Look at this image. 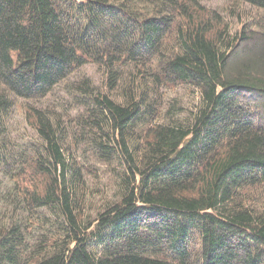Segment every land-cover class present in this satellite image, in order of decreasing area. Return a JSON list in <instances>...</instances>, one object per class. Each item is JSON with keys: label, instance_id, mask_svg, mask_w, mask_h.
Instances as JSON below:
<instances>
[{"label": "trees", "instance_id": "1", "mask_svg": "<svg viewBox=\"0 0 264 264\" xmlns=\"http://www.w3.org/2000/svg\"><path fill=\"white\" fill-rule=\"evenodd\" d=\"M202 1L0 0V134L12 97L104 70L67 125L27 108L41 145L16 161L34 174L21 209L62 232L20 218L0 264H264V0H236L254 10L235 35ZM185 85L199 106L169 121L164 88Z\"/></svg>", "mask_w": 264, "mask_h": 264}, {"label": "rangeland", "instance_id": "2", "mask_svg": "<svg viewBox=\"0 0 264 264\" xmlns=\"http://www.w3.org/2000/svg\"><path fill=\"white\" fill-rule=\"evenodd\" d=\"M201 6L206 11V17L214 12L218 19L227 24L230 35L239 33L248 24L254 10L249 4L236 0L202 1ZM103 71L95 63H87L57 85L44 99L32 101L12 97V106L2 113L3 130L0 134V153L6 161L5 166L0 165V233L21 218L25 221L27 232L34 236L61 235L62 227L50 208L39 209L37 216L23 214L21 209L24 204L15 182L30 188L34 174L27 164L17 167L16 161H21L23 154L28 155L27 159L30 160L41 145L36 130L28 121L27 108L44 112L54 123L67 125L87 110L83 104L87 99L82 88H89L90 92L103 90ZM164 91V117L169 121L190 123L192 112L195 113L199 106L198 91L186 85L164 88ZM12 156L15 159H11ZM10 169L17 175L16 181L10 177Z\"/></svg>", "mask_w": 264, "mask_h": 264}]
</instances>
